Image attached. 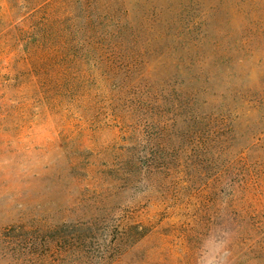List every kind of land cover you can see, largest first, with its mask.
I'll use <instances>...</instances> for the list:
<instances>
[{
    "label": "rangeland",
    "instance_id": "374dc122",
    "mask_svg": "<svg viewBox=\"0 0 264 264\" xmlns=\"http://www.w3.org/2000/svg\"><path fill=\"white\" fill-rule=\"evenodd\" d=\"M254 1L0 0V264H264ZM121 215L140 233L101 259Z\"/></svg>",
    "mask_w": 264,
    "mask_h": 264
},
{
    "label": "trees",
    "instance_id": "16d2710c",
    "mask_svg": "<svg viewBox=\"0 0 264 264\" xmlns=\"http://www.w3.org/2000/svg\"><path fill=\"white\" fill-rule=\"evenodd\" d=\"M257 1L259 4L257 5L256 2ZM255 4H253L254 6H257L258 11H259V18L261 22H256L254 19H252V21L250 22V25L248 26L250 28V33L251 38L250 37H246L243 39V42H251L253 40V37L255 38H260L262 36H264V0H255ZM253 2V3H254ZM239 5V4H237ZM260 6V7H258ZM216 12H218V9L216 10ZM209 32H208V20L206 19L205 15H198L195 17V19H193L192 22H189L188 26H187V32H185V34L183 35V33L181 32L180 34L175 33L173 34V39L176 42V47H171L168 49L172 50L174 52H176L177 54L181 51V50H186V51H198L201 49V46L206 44V42H209ZM212 45L214 46L215 50H220L221 48V43L219 41H213ZM39 47V45H38ZM223 55H226L227 53L223 50V46H222V52ZM193 59V58H192ZM190 59V61L192 60ZM203 60L204 58H200L199 56L196 55V60L195 63L196 64L199 60ZM189 61V62H190ZM178 63H181V60L178 61ZM219 63V62H218ZM196 78V77H194ZM150 96H152L151 92ZM198 91H191V92H185L183 93V95L178 98V97H174V106L177 110L180 109H184L187 106H191L194 103H196L197 99H198ZM155 98V97H154ZM159 98V97H156ZM198 116H195V120L198 119ZM174 121H176V118H174ZM147 162L152 163L153 160H147ZM101 222V229L99 230V232L101 233L102 231H104V235L109 234L110 236L114 237V245L113 247H110L109 249H106L105 251L101 249H94L93 253L94 254H100V258L104 259L107 257V253H109V251H111V253H114L116 255L119 254V256L121 255L120 249L121 247H124V249H127L129 247V245L131 244V241L137 237V235H139V227L133 224H129L125 222V215H121L117 218H103L102 220H100ZM90 228V227H89ZM90 240L92 239H96L97 235H96V230H92L90 228ZM89 238L87 237L86 240H88ZM102 251V253H101Z\"/></svg>",
    "mask_w": 264,
    "mask_h": 264
},
{
    "label": "clouds",
    "instance_id": "9594fccd",
    "mask_svg": "<svg viewBox=\"0 0 264 264\" xmlns=\"http://www.w3.org/2000/svg\"><path fill=\"white\" fill-rule=\"evenodd\" d=\"M208 264H217V262L215 261V259L209 260Z\"/></svg>",
    "mask_w": 264,
    "mask_h": 264
}]
</instances>
